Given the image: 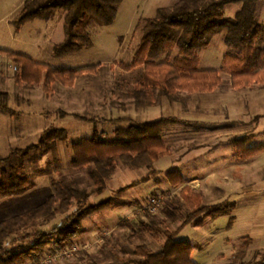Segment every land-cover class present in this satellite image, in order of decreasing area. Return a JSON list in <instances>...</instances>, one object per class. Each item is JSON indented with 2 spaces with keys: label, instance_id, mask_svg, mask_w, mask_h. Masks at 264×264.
<instances>
[{
  "label": "rangeland",
  "instance_id": "obj_1",
  "mask_svg": "<svg viewBox=\"0 0 264 264\" xmlns=\"http://www.w3.org/2000/svg\"><path fill=\"white\" fill-rule=\"evenodd\" d=\"M176 1L124 0L112 25L92 31V48L56 57L54 45L64 34L63 13H58L51 21L28 22L17 31L13 20L25 0H0V48L25 53L57 67L78 68L99 63L103 67L96 74L82 76L72 87L54 83L49 95L43 83L34 88L16 84L15 62L0 54V92L10 94L13 110L0 112V158L14 148H26L38 142L49 129L64 128L67 134V139L58 141L47 154L28 162L27 170L36 186L24 194L1 199L0 218L12 217L42 204L54 192V178L67 177L78 188L90 192L94 185L88 173L72 166V144L91 137L95 127L105 132L106 138L113 139L117 128L109 121L113 118L129 116L136 121H153L173 116L179 119L163 134L171 153L154 164L159 171L157 174H150L152 169L135 170L121 162L110 178L108 190L89 199L88 204H94L126 194L132 200L127 212L116 211L114 204H109L85 218L82 222L84 231L74 243L80 250L72 258L57 260L55 264H135L141 259L134 254L137 245L146 244L155 252L161 250L167 239L166 230H176L187 215V207L175 201L185 185L202 194L204 205L234 202L240 208L238 223L232 228L230 216L222 214L207 218L202 226L187 225L180 232L177 239L195 244L197 259L202 263L207 261L206 264H231L243 250L246 257L236 264H247L260 258L257 255L260 249L254 247L253 242L248 244L245 238L251 225L245 214L254 212L264 218V151L249 159H240L232 140L248 135L252 136V144L264 143V83L234 89L230 75L221 72L222 82L215 91L162 95L158 105L149 108L137 107L128 93L140 81L143 67L126 70L121 63L128 65L135 58L144 34L143 20L155 16L159 7L170 6ZM241 8V2L228 3L224 7V16H235ZM254 13L264 26V0L256 2ZM225 36V30L217 33L208 48L200 52L201 68L221 67L228 49ZM171 170H180L186 182L172 186L167 178ZM147 174L151 179L147 183L141 182ZM132 183L135 184L126 188ZM136 191L142 192L140 200L135 199ZM154 196L161 199L163 208L149 214L142 205L148 204ZM75 209L76 205L50 222L41 219L27 230L50 229ZM93 221L100 224L96 227L97 233L85 236V226H91ZM104 232L109 235L102 243L98 242ZM33 242L18 241L11 246L13 250L21 251ZM59 249L56 242H51L44 253L54 254ZM221 252L212 262V257Z\"/></svg>",
  "mask_w": 264,
  "mask_h": 264
},
{
  "label": "trees",
  "instance_id": "obj_2",
  "mask_svg": "<svg viewBox=\"0 0 264 264\" xmlns=\"http://www.w3.org/2000/svg\"><path fill=\"white\" fill-rule=\"evenodd\" d=\"M123 1L25 0L13 24L19 31L28 22L38 19L51 21L58 13H63L64 34L54 45V55L64 57L92 48V31L112 25ZM257 1L177 0L170 6L159 7L155 16L143 20L144 34L135 58L128 65L121 63L126 70L143 67L140 81L128 91L135 105L139 108L157 106L160 96L177 92H213L222 82L221 72L230 75V84L234 89L264 83V26L255 17L254 5ZM238 2L242 3V8L235 16L225 17L224 7L228 3ZM223 30L226 31L228 49L221 67L201 68L200 52L208 48L213 37ZM0 54L15 62L16 84L34 88L43 83L49 95L54 83L72 87L82 76L96 74L103 68L100 63L78 68L57 67L28 54L4 48H0ZM0 112H13L8 92H0ZM109 121L117 126L113 139L106 138L105 132L95 127L91 137H84L72 144V166L76 170H85L94 188L87 192L75 186L67 177L54 178V192L42 204L0 222V264H24L38 258L51 242H56L60 248L73 245L84 231L83 220L114 203L115 199L109 198L88 204L91 196L105 191L121 162L135 170L152 169L150 174L159 172L153 167L154 164L171 153L163 134L179 119L165 116L153 121H136L123 116ZM66 139L64 128L49 129L38 142L26 148H14L7 156L1 157L0 200L24 194L35 187L36 182L27 170L28 162L44 156L54 144ZM232 143L240 159L246 160L264 151V143L252 144V136L234 138ZM150 174L144 176L141 182L149 181ZM167 178L172 186L186 182L180 170L169 171ZM175 201L187 207L185 219L176 230H166L167 239L161 250L155 252L146 244L137 245L134 254L141 259L135 264H198L192 259L194 245L190 241L177 239L180 232L187 225L202 226L207 218L222 214L230 216V227L235 221L232 215L236 208L234 202L204 205L202 194L193 191L189 185L182 188ZM74 205L75 211L60 224L47 230H27L41 219L50 222L57 215L68 213ZM143 209L152 213L148 208ZM245 238L248 244L251 243L249 236ZM25 240L34 242L26 250L12 249L11 245ZM257 255L259 259L247 264H264V251H259ZM245 257L246 251L243 250L231 264L243 261Z\"/></svg>",
  "mask_w": 264,
  "mask_h": 264
},
{
  "label": "crops",
  "instance_id": "obj_3",
  "mask_svg": "<svg viewBox=\"0 0 264 264\" xmlns=\"http://www.w3.org/2000/svg\"><path fill=\"white\" fill-rule=\"evenodd\" d=\"M159 161V160H158ZM158 161L156 162V163H158ZM155 163V164H156ZM109 182H110V179H109V181H108V183H107V188H106V190H108V187H109ZM147 183V182H146ZM195 188V187H194ZM105 190V191H106ZM127 192V191H126ZM142 193V192H141ZM139 191H136L135 192V194H136V198L135 199H137V198H139L138 200H140V197H139V194H141ZM109 198H114L115 199V201H114V210H118V211H121V212H123L124 210V214H125V212H127V210H126V208H127V206H130V201H132V200H130L131 198H128V196L125 194V195H119V196H112V197H109ZM134 198V197H133ZM235 210H236V213L235 214H232L234 217H235V221H237L236 222V224L234 225V223H235V221H234V223H233V225L230 227V228H232V227H234V226H236L237 225V223H238V220H239V217H238V210H240V208H239V205L237 206L236 205V208H235ZM242 213V212H241ZM243 214H245V213H243ZM120 215H122V213H120ZM240 215V214H239ZM241 216V215H240ZM242 216H244V215H242ZM11 217V216H10ZM245 217H248L250 220H251V225H250V227L248 228V230H247V232L245 233L246 234V236H249L251 239H252V241L251 242H253V244H254V247H256V248H259L260 250L259 251H262L261 249H263V251H264V218L263 217H260V216H257V214L256 213H254V212H252L251 214H245ZM7 218H9V217H7ZM4 219H6V218H4L3 216H1V218H0V222L1 221H3ZM95 218H93V220H94ZM99 222L101 221V219L100 220H98ZM99 222H97V221H93L92 222V224H91V226L90 225H88V227L87 226H85V228H86V232L84 233L85 234V236L86 235H95L96 233H97V231H95L96 230V227L97 226H99L100 224H99ZM206 223V222H205ZM90 226V227H89ZM88 228V229H87ZM244 234V235H245ZM243 236V235H242ZM81 237V236H80ZM80 237H78V238H80ZM194 245V249H193V253H192V259L196 262V263H198V264H206L207 263V261L206 262H203L202 263V260L201 259H197L195 256H197L196 255V247H195V244H193ZM200 247H204V245H199ZM234 248H233V250H232V253H234ZM223 252H221V253H219V254H215L213 257H212V262H215L218 258H219V255H221ZM209 264H214V263H209Z\"/></svg>",
  "mask_w": 264,
  "mask_h": 264
},
{
  "label": "built area",
  "instance_id": "obj_4",
  "mask_svg": "<svg viewBox=\"0 0 264 264\" xmlns=\"http://www.w3.org/2000/svg\"><path fill=\"white\" fill-rule=\"evenodd\" d=\"M162 201L159 197L154 196L149 200V203L146 205H142L144 208H148L152 213H157L162 207ZM109 233L104 232V234L98 238V242H103L104 237L108 236ZM80 250L78 244H73L71 246H67L56 250V253L46 252L42 255L41 259L31 261L27 264H55L58 261H64L65 259L72 258L76 252Z\"/></svg>",
  "mask_w": 264,
  "mask_h": 264
}]
</instances>
